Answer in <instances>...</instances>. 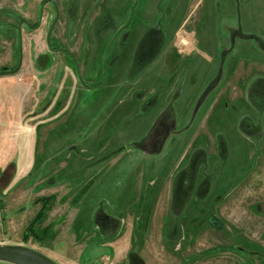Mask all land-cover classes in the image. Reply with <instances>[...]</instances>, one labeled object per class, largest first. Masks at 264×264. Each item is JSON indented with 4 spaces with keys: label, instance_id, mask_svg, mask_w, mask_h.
<instances>
[{
    "label": "rangeland",
    "instance_id": "obj_1",
    "mask_svg": "<svg viewBox=\"0 0 264 264\" xmlns=\"http://www.w3.org/2000/svg\"><path fill=\"white\" fill-rule=\"evenodd\" d=\"M41 1L0 0V70L23 58L0 75V244L59 264H264V0L243 1L252 31L232 0L176 17L174 0H55L38 29L10 25ZM170 18L167 41L188 51L195 31L212 64L159 50ZM53 22L68 52L48 47Z\"/></svg>",
    "mask_w": 264,
    "mask_h": 264
},
{
    "label": "crops",
    "instance_id": "obj_2",
    "mask_svg": "<svg viewBox=\"0 0 264 264\" xmlns=\"http://www.w3.org/2000/svg\"><path fill=\"white\" fill-rule=\"evenodd\" d=\"M178 1V5H175V0H174V5L172 6V8H170L169 10H167V8L166 7H164V8H161L160 7V3H158L157 5H156V12H157V14H158V11H159V8H161V10H164V13H165V11H167V12H169V13H171L170 14V16H173V17H176L177 16V14H179L184 8H185V5H186V3L188 2V0H177ZM243 1L245 2V0H232V2H233V4L234 3H237V2H239L240 3V8L242 9L241 10V17L242 18H244V23H243V25H244V29L245 30H249V31H252V30H255L258 26H259V23H258V21L255 19V16L254 15H252L251 13H254V12H256V11H251V12H247V10H246V7H245V11L243 10ZM211 4H213V3H215V4H217V6H222V3H223V1L221 0V3L219 2V0H211V2H210ZM241 3H242V6H241ZM246 4H248L247 2H245ZM195 6H196V4L191 8V10H190V14H189V16H191L192 15V13L193 12H195ZM166 8V9H165ZM195 14H196V12H195ZM219 17H221V18H225V17H227L229 14L228 13H225V10H223V13H222V15L220 14H217ZM232 15V14H231ZM188 16V17H189ZM156 19H157V17H156ZM172 18H170L169 19V21L164 25V27H163V31L162 32H159L158 31V33H157V35H160L162 38H161V40H160V45H159V50H161V48H162V42H163V40H165L166 41V44H169L170 46V48L172 47V49L174 50V52L176 53V51H177V48H176V46L175 45H179L180 46V44H177V43H174V41H172V39H169L171 42H169V40L167 41V35H169V33H170V20H171ZM179 28V27H178ZM206 28H211V30L213 31V32H217V31H215L214 30V28H213V26L212 25H209V26H206ZM179 30V29H178ZM177 29H176V31H175V34H177V31H178ZM153 33H156V32H153ZM192 33H195V35L197 34L195 31H192V30H190L189 32H188V34L186 35V32L184 31V34L187 36V38H188V36H191L192 37ZM174 34V35H175ZM163 35V36H162ZM163 37H164V39H163ZM155 36H152V37H149V39H147L146 40V42L144 43L145 44V46H144V44H143V50H147V48L148 47H151V45H153L154 46V48L156 47V44H152V42L155 40ZM195 40H196V45L194 46V47H191L188 51H192V54L191 55H186V56H181V55H179V56H176V60L177 59H180V58H184V61H185V66L187 67V66H190V67H195V66H197V68H200L198 71L200 72L201 71V69L204 67V66H207L208 64H209V62L207 61V60H205V59H203L202 58V56H203V53L205 54H208V53H212V52H209L208 50H207V48H206V46L205 45H202L201 43H200V40H199V38H197V36H195ZM162 45V46H161ZM153 46L151 47V48H153ZM193 49H195V50H193ZM197 51L199 52V54H197ZM149 57V56H148ZM195 58L196 59H201L198 63H195L196 62V60H195ZM150 59V58H149ZM149 59H147V61H145V63L149 66L151 63H152V61H150ZM211 60H212V57H211ZM214 61V60H213ZM180 63H182V61L180 62ZM210 64H212V62H210ZM146 65V66H147ZM177 80L179 81H181V78H177ZM176 80V81H177ZM169 82H171V81H169ZM166 92H168L167 90H164V92H163V95H162V97L165 99V103L163 104V105H159L160 104V101H159V96H158V98H156V95H151L147 100V104H148V106L146 107V110H159V113L162 111V109L164 108V107H166L165 105H166ZM168 98V97H167ZM141 99V98H140ZM160 107H162V108H160ZM177 108H179V109H181V106H177Z\"/></svg>",
    "mask_w": 264,
    "mask_h": 264
},
{
    "label": "water",
    "instance_id": "obj_3",
    "mask_svg": "<svg viewBox=\"0 0 264 264\" xmlns=\"http://www.w3.org/2000/svg\"><path fill=\"white\" fill-rule=\"evenodd\" d=\"M50 0H42L41 1V15L40 19L43 17V8L47 2ZM3 12H9V9L2 8L0 9V13ZM26 22V19H22L18 28L20 32L21 25ZM12 26L16 27V24H11ZM40 26V22L36 26H31L32 28H38ZM53 25L51 26L48 35H47V44L48 47L51 49V44H50V38H51V33H52ZM20 41H21V46L22 47V36H20ZM22 51V48H21ZM22 53L20 55V61L18 65L10 70H0V75H8L12 73H16L22 64ZM0 261H6V262H11V263H16V264H59L57 261L51 259L49 256L46 254L35 250L30 247H25L21 245H9V244H0Z\"/></svg>",
    "mask_w": 264,
    "mask_h": 264
},
{
    "label": "trees",
    "instance_id": "obj_4",
    "mask_svg": "<svg viewBox=\"0 0 264 264\" xmlns=\"http://www.w3.org/2000/svg\"><path fill=\"white\" fill-rule=\"evenodd\" d=\"M52 198H53V196H47V197L40 198V199H42L44 201H47V202L45 203L43 208L38 211V213L35 215V217L31 220L30 224L26 228V232H25V236H24L25 239L28 238L27 235H29L30 233H35V227L39 223L44 221V219L46 218L47 211L49 210L47 205H49V203L52 200ZM49 227H47V228H49ZM47 228H45V229H47Z\"/></svg>",
    "mask_w": 264,
    "mask_h": 264
},
{
    "label": "flooded vegetation",
    "instance_id": "obj_5",
    "mask_svg": "<svg viewBox=\"0 0 264 264\" xmlns=\"http://www.w3.org/2000/svg\"><path fill=\"white\" fill-rule=\"evenodd\" d=\"M47 3H52L53 5H56V2H55V0H50L49 2H47ZM45 7V6H44ZM0 9H2V8H0ZM7 9V8H6ZM40 10H41V3H40ZM43 11H44V8H43ZM3 13H11V11L9 10V12H3ZM22 19H26L27 20V23L26 22H24L22 25H21V28L25 25V26H29V28H31V29H38V28H32L31 26H36L39 22H40V16H39V18H38V21H37V23L36 24H32L27 18H24V17H20L19 18V21H18V23H13V24H16V27L18 28V26H19V24H20V22H21V20ZM55 22V21H54ZM53 22V23H54ZM12 24V23H11ZM10 24V25H11ZM52 25H54L55 26V23L54 24H52ZM54 26H53V28H54ZM51 28V27H50ZM156 42H157V38H155V40L152 42V44H156ZM20 46H21V41H20ZM144 46H145V44H144ZM143 48V47H142ZM51 50L52 51H57V50H64V51H67L68 52V49H64V48H58V49H55V48H52L51 47ZM20 52H21V47H20ZM19 61H20V56H19V60H18V63H19ZM18 65V64H17ZM16 65V66H17ZM15 66V67H16ZM14 67V68H15ZM21 68V67H20ZM6 70H10V69H8V68H5ZM13 69V68H12ZM80 75V74H79ZM81 76V75H80ZM82 78L80 77V80H81ZM85 86V85H84ZM88 87V86H87Z\"/></svg>",
    "mask_w": 264,
    "mask_h": 264
},
{
    "label": "clouds",
    "instance_id": "obj_6",
    "mask_svg": "<svg viewBox=\"0 0 264 264\" xmlns=\"http://www.w3.org/2000/svg\"><path fill=\"white\" fill-rule=\"evenodd\" d=\"M179 35H180V33L178 32L177 33V36H179ZM192 37H193V39L195 38V33H192ZM175 46L177 48L178 54L181 55V56H186V55H191L192 54V51L191 50L190 51H185L179 45H175ZM193 50H195V49H193ZM197 54H199L198 51H197ZM202 58L205 59V60H207L208 62H211V57L208 56V55H203Z\"/></svg>",
    "mask_w": 264,
    "mask_h": 264
}]
</instances>
